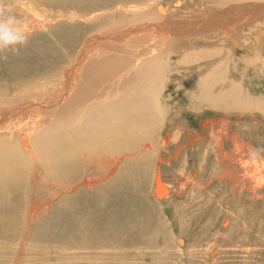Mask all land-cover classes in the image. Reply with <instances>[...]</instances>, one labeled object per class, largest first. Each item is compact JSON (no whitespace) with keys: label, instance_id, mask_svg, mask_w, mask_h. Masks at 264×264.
<instances>
[{"label":"bare ground","instance_id":"6f19581e","mask_svg":"<svg viewBox=\"0 0 264 264\" xmlns=\"http://www.w3.org/2000/svg\"><path fill=\"white\" fill-rule=\"evenodd\" d=\"M154 1L0 0V10L13 15L26 34L47 30L29 43L34 53L29 60L18 62L24 71L14 75L21 74L26 83L42 76L39 87L27 83L23 92H15L14 100L30 104L60 95L50 110H33L9 121L0 115V264L28 260L27 264H176L184 258L177 259L176 243L170 242L167 223L158 209L161 203H170L173 187L159 178L156 200L146 193L145 180L159 164L157 157L161 159L163 152L174 147L169 135L161 138L160 134L162 128L175 124L174 117L165 113L169 100L159 89L161 74L177 57L176 64L189 68L191 86L199 94L210 93L207 102L202 98L209 109L217 104L220 109L246 112V100L220 102L215 88L225 73V58L244 49V42L255 49L264 38V0H172L171 5L159 2L156 6ZM188 2L191 8L183 11ZM188 41L195 44L186 51L182 44ZM202 42L221 44L215 47L219 52L214 49L218 60L209 65L205 77L198 75L193 81L192 64L213 58ZM34 118L43 121L35 131L29 126ZM200 130L203 134L209 130L214 147L201 145L185 129L186 141L175 149L174 158L181 159L180 167L186 169L191 154L184 150L192 143L204 148L198 155L203 162L209 149L217 156L219 167L214 162V170L224 190L219 198L207 200L214 209L206 202L200 207L201 215L189 219L194 226L183 234L197 235L202 240L195 245L202 247L208 244L209 224L218 226L210 223L211 217L218 213L217 218L227 217L225 211L235 208L234 197L255 190L248 181L263 173L264 159L240 131L231 130L227 119L220 123L202 117ZM112 157L116 164H108ZM193 189L198 191L195 195L209 190L200 185ZM229 193L232 198L227 197ZM53 199L59 200L55 207L52 202L45 206ZM43 205L48 208L47 216L40 215ZM36 243L41 247L56 243L67 253L58 261L50 257L53 252L43 254Z\"/></svg>","mask_w":264,"mask_h":264},{"label":"rangeland","instance_id":"374dc122","mask_svg":"<svg viewBox=\"0 0 264 264\" xmlns=\"http://www.w3.org/2000/svg\"><path fill=\"white\" fill-rule=\"evenodd\" d=\"M171 1L172 0H155L153 3L155 4V6L159 2H161V4H164L165 2V5H171ZM190 8L191 3L188 2L184 4L182 10L187 12ZM179 10H181V8ZM26 23L28 22L26 21ZM136 23L137 25L142 24L139 22ZM37 32L38 33L36 34H27L29 39L26 45L22 44L21 46L20 44L8 46L5 47L2 52H0V54L7 56V59H0V103H3V106H0V115L5 121L15 120L26 116L27 114L29 115V112L33 110H36L37 112L40 110H50L52 109L50 106L55 104L60 98V95L58 96V94L55 93L54 95L45 99H35L30 104H23L14 100L15 92L17 90L23 92L28 86L27 83H32L35 88L39 87V79L42 78V76L40 78L32 77L30 81H27V83L21 78V74H19L17 77H14L16 73L24 71L23 69H21L22 64L18 62L23 60H29L30 58L28 57H30L34 53V48L29 43L33 42V39L34 37H36V35H42L43 33H46L47 30ZM144 35L145 33H143L142 36L145 37ZM136 37L137 35L134 36L135 39ZM161 40V46H163V42L165 41L163 39ZM261 40V42L257 43L255 49L252 47L253 44L249 45V43L244 42V44L246 43L244 49L238 51L235 50L232 53L233 55H230V57L225 58V73H222V80H220L219 85L215 88V90H217V94H219L217 96L221 97L219 100L220 102H225L226 98V102H232L234 101V99H236L235 101H237L238 99V101L246 100L247 102H244L247 104V108H245L246 112L242 113L243 115L240 113L232 112V110H228L229 108L220 109L217 104H214V110L209 109L206 103V100L208 99L206 98L210 96V91H207L209 94L206 96L204 92H201L199 94V91H196L197 87L191 86L192 82L190 81V76L187 77V75H190V71H188L189 68L181 67L179 64H176L178 62L177 57H173V59H171V63L173 62L174 64L172 63V65L161 74V87H159V89L160 91L161 89L163 90V97L169 100L168 105L165 109V113L167 116L172 115L174 117L175 124H173V127L171 128H162L160 134L161 138H164L166 135H169L174 147L171 150L168 149V152H163V154H161V159L159 158V156L157 157L156 160L159 164L151 168V177L145 180V183L146 193L151 198V200H156L154 195V189L156 182L159 178L173 187V193L171 194L172 196L169 200L170 203H161L160 206H158V209L159 213H162L163 211L165 213H160V218L165 221V224L167 223L166 232L167 235L172 238L171 239L168 237L169 240L171 239L170 242L176 243L175 245L173 243L172 244L177 249L176 250L174 248L176 255H178L177 259L180 257L185 258H183L181 262L176 264H264V171L263 173L255 174V176H253V180H250V182L248 181V186L252 188L251 190H253L254 188L256 190V193L254 190L250 191L249 195L241 194L238 197H234L233 199L236 204L235 208H229L227 211H225L227 217L224 216L222 219H220L221 216H219L217 218L219 213L218 215H215L213 211L215 218L211 217L210 223L216 222L218 226L215 228H211V224H209L207 237V242L209 245L207 244L201 247L195 245L197 241L200 242L199 240H202L199 239L197 235L193 237L186 236L183 234H186L184 230L187 229V227L194 226L192 223L193 220L190 221L189 219H191L192 216L193 218H196L198 215H201L199 213L200 207H204L206 202V206H209L214 209L213 204L207 200H212V196L213 198L215 197V199L219 198L221 191L224 190V184H221V182L218 181V176L216 175L217 170H214L215 166L219 167V164L217 163V161H215L217 160V156L213 151L209 149L210 152H208L209 154L207 153L205 162H203L204 160L201 159L202 157H198L200 156L199 152L202 153V150H204V148L202 149L199 147L198 149V147L192 143L189 149L184 150L185 153L188 152L191 154V159L189 160L186 169L180 167L181 159L174 158L176 156L174 154L175 149L179 148L180 146H183V142L186 141V135H184L185 129H187V131L192 132L197 138H199V142L201 145H208L209 143L210 147H214L213 144H211L210 137L212 135L209 134V130L205 131V134H203V132L200 130V122L202 120V117H204L205 119H208L209 117L212 118L215 122L220 123H223L225 119L229 120L231 130L235 133L237 131H240L243 140L249 145L254 146L257 149V152L259 153L261 158L264 159V38ZM193 42L194 41H188L183 43L182 48L187 51L188 49H190L192 44H195ZM204 43L206 42H202L199 44L205 46L204 48L206 49H210L213 58H200L192 64L191 68L194 73L191 76L193 81L197 78L198 75H202V77H205L206 74H208V70L211 69L209 65L218 60V57H214L218 56L214 53V49L219 52V49L215 47L221 46V44L210 43L211 45L209 46ZM161 53H166V51L161 50ZM178 54H174V56H178ZM258 58L261 59L259 60ZM68 59L69 58H67L66 60ZM247 65H250L249 72H247L246 70ZM181 74L183 76H181ZM29 77L30 76H26L25 79H28ZM183 81H187L186 84L191 87H186L187 85H185ZM49 88L50 87H40L41 90ZM198 88L202 89L204 87ZM52 91L53 90H50L49 92ZM193 92L198 94L201 99L200 101L194 98ZM25 95L26 94H24L23 96ZM203 97L205 98L206 102L203 101ZM5 100H9L10 102L4 103ZM252 102L255 103L253 104ZM198 107H200V109ZM21 120H24V118L20 119L19 121ZM32 122L33 123H30L29 126L34 127V131L43 125V121L39 120L38 118L32 119ZM214 127V129H216L218 126L215 125ZM204 135H206V137ZM230 151L232 150L228 148V152ZM114 159L115 157H112L111 161L108 164H116V161H114ZM214 162L217 164H215ZM202 164L204 170L201 171L200 167L202 166L200 165ZM220 170L222 172V169ZM197 185H200L203 188L208 187L209 190L205 191L202 195H195L198 193V191H195L193 188ZM182 192H184V194H182ZM215 193L217 194L216 196ZM192 195L197 196L196 201L190 199ZM254 196L258 198V202L256 200L254 201ZM227 197L232 198L233 196L229 193ZM49 202L53 203L51 207H55L58 204L59 200L57 203L55 199L47 201L45 206ZM239 203L240 205H242L240 206ZM225 206L228 208L227 205ZM185 207H187L188 209H185ZM47 211L48 208L44 207L40 211V215L43 214L42 216H47ZM236 211L239 214L236 213ZM209 214L212 215V212H210ZM182 216L184 219L181 218ZM175 220L177 221V223L175 222ZM27 222L29 223V219H27ZM190 222L191 225L189 224ZM169 230H171V232H169ZM173 238L175 239L173 240ZM177 242H179V244ZM192 242H194V244H192ZM204 243L205 241L203 240L200 244ZM36 244L38 245V248L42 250L43 254L46 253L45 255H49L50 252H53L50 257L53 259H55L56 257L58 261L65 257L63 254L67 253L64 252V247L59 244L57 245L56 243H48L46 245H43L46 247H41V245H39L38 243ZM59 247L61 248L59 249ZM29 262L30 260L23 264H27Z\"/></svg>","mask_w":264,"mask_h":264},{"label":"clouds","instance_id":"9594fccd","mask_svg":"<svg viewBox=\"0 0 264 264\" xmlns=\"http://www.w3.org/2000/svg\"><path fill=\"white\" fill-rule=\"evenodd\" d=\"M28 39V35L17 24L16 18L0 10V52L8 46L26 45ZM0 59H7V56L0 54Z\"/></svg>","mask_w":264,"mask_h":264}]
</instances>
